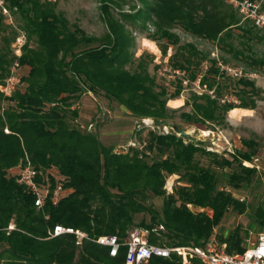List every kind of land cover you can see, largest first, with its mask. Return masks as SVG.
I'll use <instances>...</instances> for the list:
<instances>
[{
  "label": "trees",
  "instance_id": "trees-1",
  "mask_svg": "<svg viewBox=\"0 0 264 264\" xmlns=\"http://www.w3.org/2000/svg\"><path fill=\"white\" fill-rule=\"evenodd\" d=\"M141 1L144 9L120 12L119 17L102 5L107 32L95 37L71 24L56 2L4 0L21 25L12 26L0 8V85L12 76L16 64L19 79L10 96L0 90V264H125L126 246L112 257L109 248L95 240L114 235L125 242L135 228L147 233L150 244L205 247L229 212L244 215L249 210L233 191L248 188L257 176L255 168L243 164L257 156L256 140L243 139L241 149L219 153L180 136L182 130L173 127L167 133L149 131L144 148L130 147L123 153L79 122L80 113L73 106L85 92L135 118L151 119L156 126H167L176 112L167 104L181 97L182 80L173 81L174 86L159 83L163 67L154 64L151 72L154 56L143 53L135 58V38L128 26L138 27L139 20L153 25L154 41L165 40L163 56L174 47L168 58L172 71L183 72L190 84L200 78V86H206L201 94L192 91L181 107L190 108L180 115L184 122L198 128L226 125L230 111L256 110L263 100L253 80L233 79L221 71L219 60L231 65L228 59L213 58L194 43L182 44L173 31L180 27L238 61L264 67V57H256L251 44L264 41L263 31L243 21L227 0ZM20 33L26 43L17 57L13 44ZM238 39L241 49L235 44ZM22 69L27 73L17 74ZM225 96L238 102H223ZM28 163L39 182L55 186L59 180L69 193L57 204L47 201L43 208L36 207L35 196L15 172ZM216 169L224 171L223 181ZM172 175L183 184L169 193L166 181ZM151 197L163 199L160 209L148 203ZM139 214L149 219L136 223ZM11 224L14 229L9 230ZM56 226L79 230L87 238L78 245L74 234L52 237ZM249 227L264 232V202L255 207ZM248 235L238 225L217 235L216 242L225 244L230 254L243 253ZM147 264L181 261L176 256L153 257Z\"/></svg>",
  "mask_w": 264,
  "mask_h": 264
},
{
  "label": "rangeland",
  "instance_id": "rangeland-1",
  "mask_svg": "<svg viewBox=\"0 0 264 264\" xmlns=\"http://www.w3.org/2000/svg\"><path fill=\"white\" fill-rule=\"evenodd\" d=\"M52 2L57 3V10L62 12L71 24L80 26L88 35L95 37H102L107 32V26L103 20L101 11L102 5L109 7L111 12L118 17L120 16V12L135 13L145 8L141 0H52ZM10 23L16 28L21 25L19 17L12 16V22ZM137 25L138 27L135 28L128 26L135 38V45L133 47L135 58L140 57L143 53L153 55L155 58L154 63L150 66L152 73L154 72V64L161 65L163 68L169 67L168 58L170 55L174 54V47L170 46L167 56H163L161 46L165 45L166 42L165 40H153L152 35L155 32L153 25L150 22L143 24L141 20L137 22ZM173 31L179 35L182 44L194 43L198 48L210 52L211 56L213 53H216L219 57L222 55L225 59L230 61L231 65L243 68L251 76L250 79L263 91L261 95L263 100L258 102L257 109L253 113L245 114L246 116L238 118L237 121H232L229 113L226 125L210 127L201 126L198 128L197 126L184 122L180 118L181 113L190 110L188 107L181 108L184 104L181 107L173 108L168 102L167 106L170 109L176 110V112L171 114L167 126H156L151 119L135 118L118 105L111 104L101 96H96L90 92L82 94L81 97L74 102L76 104L73 108L78 109L80 113L79 122L84 129H88V131L97 135L105 145L112 146L116 152L125 153L130 147L142 149L145 146V142L148 140L149 131L155 130L157 132L167 133L174 130L176 127H179L182 132H185L189 140L202 142L203 146L218 150L219 152L230 153L241 149L243 147L241 142L243 139L256 140L259 143V152L255 157L258 159L257 164L259 166V169H256L257 176L252 185L248 188L233 191L235 196L244 198V201L249 204L250 208L244 215L229 212L220 227L215 230V234L212 238V240L218 241L217 235L229 232L238 225H242L244 229L249 231L246 240L247 244L248 242H255L258 240L260 234L263 233H259L255 228H250L249 224L252 221V214L254 213L255 207L264 202V67H253L246 62L238 61L234 59L230 53L221 52L215 43L193 37L185 33L180 27H176ZM260 35L264 36V32H261ZM144 40L153 41L158 47L159 52H153L146 48L144 46ZM240 41L241 39H238L235 44L241 49L242 45L239 44ZM251 44L254 48V55L258 58L264 57V41H254L251 42ZM25 73H27V70L25 71L22 69L17 74L24 75ZM158 75L157 80L159 83H166L169 81V79L161 76L159 71ZM16 76L18 78V75ZM175 83L176 82H173L171 85L174 86ZM19 87H22V85L20 84ZM195 88L196 86L194 84L185 86L180 97L183 103H185L186 99ZM170 89L173 91L174 87ZM227 155L228 154H226V156ZM152 156L153 154H150V157ZM198 159L202 164H208L207 159L202 157H198ZM216 171L223 181L222 173H224V171L220 169H216ZM225 172H229V169H226ZM181 184L183 183L179 180V176L172 175L167 178L166 189L171 193L175 186ZM220 187L225 188V185L222 183ZM148 203H152L156 208L160 209L163 199L151 197ZM209 213L212 214L211 211H209ZM143 217L149 219V216L139 214L136 216V223ZM132 233L144 236L145 238L147 235V233L140 228H135Z\"/></svg>",
  "mask_w": 264,
  "mask_h": 264
},
{
  "label": "built area",
  "instance_id": "built-area-1",
  "mask_svg": "<svg viewBox=\"0 0 264 264\" xmlns=\"http://www.w3.org/2000/svg\"><path fill=\"white\" fill-rule=\"evenodd\" d=\"M52 1V0H49ZM237 12L241 15L243 20L251 21L257 28L264 32V12L262 11L263 0H227ZM0 8L7 19L12 22V16L7 8L4 0H0ZM26 43V36L20 33L13 44L14 53L17 57L22 55V48ZM213 58L219 59L216 53H213ZM218 66L227 76L233 79L251 78V76L241 67L225 64L221 60ZM18 68V64L13 67V74L6 82L0 85V90L7 96H10L19 83V79L14 74ZM161 76L169 79L165 84L171 86V83L177 79L182 80L184 87L190 84L189 80L184 78V73L180 71H172L169 67L163 68L160 72ZM168 74V75H167ZM200 78L193 83L196 88L194 91L202 93L206 91V86H200ZM213 94V91H210ZM223 102H238L235 97L225 96ZM8 132V130H6ZM215 150V149H212ZM219 152L218 150H215ZM221 153V152H219ZM258 159L246 161L243 164L249 168L259 169L257 164ZM19 177V182L26 185L32 194L35 196V206L43 208L47 201L57 204L63 197L69 193V189L64 187L63 182L59 181L55 186L48 182L41 183L37 180L38 173L31 167L30 163L24 167L15 169ZM234 195V194H233ZM235 196V195H234ZM240 201L244 198L235 196ZM14 229V225L9 226V230ZM65 233L74 234L77 237V244L81 245L86 235L72 228H65L56 226L52 237H56ZM145 234V233H144ZM95 242L99 245L109 248V253L112 257H116L122 246L127 247L125 264H147L153 257L170 258L176 256L180 259L181 264H264V232L260 234L255 242H248L247 248L243 253L230 254L226 251V245H220L216 240H212L205 247L196 245H179L166 246L158 244H150L144 236L136 233H131L130 238L125 242L114 235L100 236Z\"/></svg>",
  "mask_w": 264,
  "mask_h": 264
},
{
  "label": "bare ground",
  "instance_id": "bare-ground-1",
  "mask_svg": "<svg viewBox=\"0 0 264 264\" xmlns=\"http://www.w3.org/2000/svg\"><path fill=\"white\" fill-rule=\"evenodd\" d=\"M144 46L146 48H148L149 50L153 51V52H159L158 47L156 46V44L153 41L144 40ZM180 103H182V100L173 101V102H170L169 104L173 105V107H177L178 108L179 106H177V105H179ZM249 113H251V112H249ZM231 115H236L237 118H240V115L238 114V111L231 112Z\"/></svg>",
  "mask_w": 264,
  "mask_h": 264
},
{
  "label": "crops",
  "instance_id": "crops-1",
  "mask_svg": "<svg viewBox=\"0 0 264 264\" xmlns=\"http://www.w3.org/2000/svg\"><path fill=\"white\" fill-rule=\"evenodd\" d=\"M177 100H182V99H176V100H170L169 101V103L170 102H173V101H177ZM184 103H183V100H182V103H180L179 105H177V106H182ZM171 107H173V105H171ZM173 108H177V107H173ZM233 111H238V114L240 115V117H243V116H246L245 114H250L249 112H251V113H253L255 110H249V109H241V108H236V109H234V110H232L231 112H233ZM231 112H229L230 113V119L232 120V121H237L238 120V118L236 117V115H231Z\"/></svg>",
  "mask_w": 264,
  "mask_h": 264
},
{
  "label": "water",
  "instance_id": "water-1",
  "mask_svg": "<svg viewBox=\"0 0 264 264\" xmlns=\"http://www.w3.org/2000/svg\"><path fill=\"white\" fill-rule=\"evenodd\" d=\"M180 135H181L182 137H186V136H187V134H186L185 132H181Z\"/></svg>",
  "mask_w": 264,
  "mask_h": 264
}]
</instances>
